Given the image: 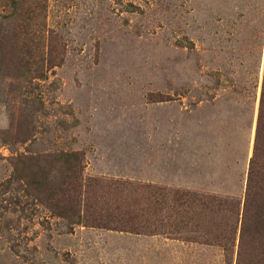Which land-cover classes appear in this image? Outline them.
<instances>
[{"label":"rangeland","instance_id":"obj_1","mask_svg":"<svg viewBox=\"0 0 264 264\" xmlns=\"http://www.w3.org/2000/svg\"><path fill=\"white\" fill-rule=\"evenodd\" d=\"M263 50L264 0H0V264H235Z\"/></svg>","mask_w":264,"mask_h":264},{"label":"trees","instance_id":"obj_2","mask_svg":"<svg viewBox=\"0 0 264 264\" xmlns=\"http://www.w3.org/2000/svg\"><path fill=\"white\" fill-rule=\"evenodd\" d=\"M262 54L260 94L254 118L252 152L246 176L235 264H264V50ZM159 195V208L166 218L165 223L162 221L160 224L163 234H172L174 231L171 214L175 205L186 208L189 204L190 209V205L199 204L210 212L215 206L227 205L226 199L221 200L213 195L189 194L169 188L160 189ZM235 233L236 231L232 232L233 240Z\"/></svg>","mask_w":264,"mask_h":264}]
</instances>
